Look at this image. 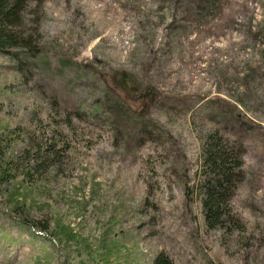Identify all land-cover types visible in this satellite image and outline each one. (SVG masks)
<instances>
[{"label":"rangeland","instance_id":"374dc122","mask_svg":"<svg viewBox=\"0 0 264 264\" xmlns=\"http://www.w3.org/2000/svg\"><path fill=\"white\" fill-rule=\"evenodd\" d=\"M29 19L54 88L0 57V264H264V0H45ZM210 134L244 145L240 230L185 197Z\"/></svg>","mask_w":264,"mask_h":264},{"label":"trees","instance_id":"16d2710c","mask_svg":"<svg viewBox=\"0 0 264 264\" xmlns=\"http://www.w3.org/2000/svg\"><path fill=\"white\" fill-rule=\"evenodd\" d=\"M45 0H0V57H4L12 63V70L20 76L23 83L25 78L28 83L37 85V90L46 80L42 71H53L51 60L44 52L42 33L38 27V33L30 31L28 28L29 15L35 10H40ZM40 24V18L37 21ZM55 75H51V80L55 81ZM122 86L133 89V85L120 75ZM50 88L54 84L47 83ZM3 89H0L2 92ZM161 95L150 88L142 89L137 94V100L142 109L144 121L149 120V108L160 100ZM51 108L57 106L58 101L54 99H45ZM63 126L67 128L70 120L67 117L62 121ZM145 125H147L145 123ZM61 133L51 134L53 139L43 150L50 152L51 147L60 140L59 136H66ZM244 145L238 146L228 143L227 139H222L217 134H210L204 146L202 147L201 162L197 170V181L194 184L186 182L185 197L187 202L193 198H198L201 202L204 223L210 229L223 227L227 232L234 229H242L243 225L240 218L231 204V200L242 183L244 172L243 154ZM36 158L35 155H31ZM27 159V167L39 166L37 162L30 163ZM0 175V179H8L11 173ZM15 219L14 217H12ZM21 221V220H20ZM26 225V221H21ZM0 226V236L2 233ZM152 264H174L173 257L160 252L153 259Z\"/></svg>","mask_w":264,"mask_h":264}]
</instances>
